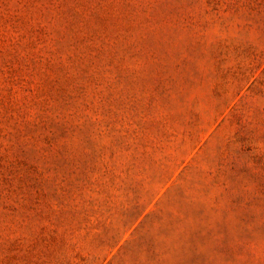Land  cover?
<instances>
[{
	"label": "rangeland",
	"instance_id": "1",
	"mask_svg": "<svg viewBox=\"0 0 264 264\" xmlns=\"http://www.w3.org/2000/svg\"><path fill=\"white\" fill-rule=\"evenodd\" d=\"M0 264H264V0H0Z\"/></svg>",
	"mask_w": 264,
	"mask_h": 264
}]
</instances>
